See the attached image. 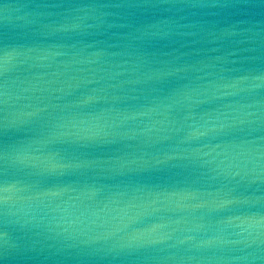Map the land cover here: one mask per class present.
Returning <instances> with one entry per match:
<instances>
[{"label": "water", "instance_id": "water-1", "mask_svg": "<svg viewBox=\"0 0 264 264\" xmlns=\"http://www.w3.org/2000/svg\"><path fill=\"white\" fill-rule=\"evenodd\" d=\"M0 264H264V0H0Z\"/></svg>", "mask_w": 264, "mask_h": 264}, {"label": "snow or ice", "instance_id": "snow-or-ice-1", "mask_svg": "<svg viewBox=\"0 0 264 264\" xmlns=\"http://www.w3.org/2000/svg\"><path fill=\"white\" fill-rule=\"evenodd\" d=\"M7 164V151L6 149L0 150V174L5 170ZM6 255L3 252H0V256Z\"/></svg>", "mask_w": 264, "mask_h": 264}]
</instances>
